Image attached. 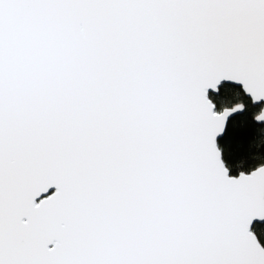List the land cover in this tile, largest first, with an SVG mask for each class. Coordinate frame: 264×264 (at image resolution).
<instances>
[{
	"label": "snow or ice",
	"instance_id": "1",
	"mask_svg": "<svg viewBox=\"0 0 264 264\" xmlns=\"http://www.w3.org/2000/svg\"><path fill=\"white\" fill-rule=\"evenodd\" d=\"M0 264H264V0H0Z\"/></svg>",
	"mask_w": 264,
	"mask_h": 264
}]
</instances>
